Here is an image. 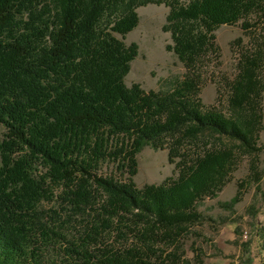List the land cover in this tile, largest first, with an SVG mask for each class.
I'll return each instance as SVG.
<instances>
[{
    "label": "trees",
    "instance_id": "16d2710c",
    "mask_svg": "<svg viewBox=\"0 0 264 264\" xmlns=\"http://www.w3.org/2000/svg\"><path fill=\"white\" fill-rule=\"evenodd\" d=\"M149 3L169 7L185 68L158 89L125 82L139 45L124 37ZM238 23L226 104L207 105L216 30ZM263 98L264 0H0V264H205L202 201L246 158L260 180ZM146 145L167 148L175 174L140 187Z\"/></svg>",
    "mask_w": 264,
    "mask_h": 264
},
{
    "label": "rangeland",
    "instance_id": "374dc122",
    "mask_svg": "<svg viewBox=\"0 0 264 264\" xmlns=\"http://www.w3.org/2000/svg\"><path fill=\"white\" fill-rule=\"evenodd\" d=\"M137 11L140 17L138 25L125 35L124 40L127 44L136 42L139 45V52L131 62L125 82L128 85L138 82L146 89H158L165 79L181 76L185 71L177 55L167 48L171 42V34L164 29V24L169 7L165 4L149 3L140 6ZM242 34L240 23L223 24L216 30L220 62L213 68L203 85L202 98L205 104L224 108L228 92L225 82L227 77L233 74L235 64L232 42ZM4 133L5 127L0 123V140ZM259 145L262 151L253 159L258 163L257 176L260 180L255 182L251 178V157L249 160L246 158L219 195L206 198L200 205L202 212L212 218L201 226L205 236L211 238V242L198 241L206 253L205 264H232L239 261L240 256L235 257L232 250L226 254L223 249L226 246L230 247L229 244L232 245L230 240L220 236L221 229L228 224L239 229L242 241H250L244 260L251 258L252 264H264V127L260 132ZM137 160L134 180L140 187L147 183H160L166 177L175 174V162L170 161L167 148L146 145L137 155ZM103 171L114 172V164L106 165ZM240 181H243L242 200L236 204L234 211L222 208L220 202L230 200L236 194ZM257 187L261 188L259 192ZM188 254L190 257L193 256L191 249L188 250Z\"/></svg>",
    "mask_w": 264,
    "mask_h": 264
},
{
    "label": "crops",
    "instance_id": "0c3cea01",
    "mask_svg": "<svg viewBox=\"0 0 264 264\" xmlns=\"http://www.w3.org/2000/svg\"><path fill=\"white\" fill-rule=\"evenodd\" d=\"M220 236H222L224 239L226 240H230L232 242V245L229 244L230 247L227 248L224 247V252L226 254H229L228 252H230L231 250L235 253V257H238L242 254V250H241V236L236 232V228H234V226L232 224H228L226 225L223 229H221L220 232ZM217 240V239H213ZM235 243V245H233ZM233 248V249H230Z\"/></svg>",
    "mask_w": 264,
    "mask_h": 264
},
{
    "label": "built area",
    "instance_id": "2783aa9c",
    "mask_svg": "<svg viewBox=\"0 0 264 264\" xmlns=\"http://www.w3.org/2000/svg\"><path fill=\"white\" fill-rule=\"evenodd\" d=\"M232 264H238V262L237 261H235L234 263H232Z\"/></svg>",
    "mask_w": 264,
    "mask_h": 264
}]
</instances>
